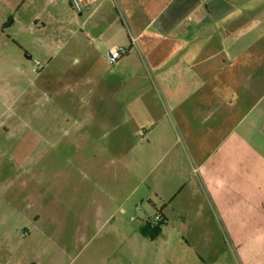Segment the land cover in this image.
<instances>
[{
    "label": "rangeland",
    "instance_id": "rangeland-1",
    "mask_svg": "<svg viewBox=\"0 0 264 264\" xmlns=\"http://www.w3.org/2000/svg\"><path fill=\"white\" fill-rule=\"evenodd\" d=\"M78 14L0 0V264H264V130L204 122L140 45L110 66Z\"/></svg>",
    "mask_w": 264,
    "mask_h": 264
},
{
    "label": "crops",
    "instance_id": "crops-1",
    "mask_svg": "<svg viewBox=\"0 0 264 264\" xmlns=\"http://www.w3.org/2000/svg\"><path fill=\"white\" fill-rule=\"evenodd\" d=\"M78 16L90 24L89 32H79L103 41L107 53L123 48L126 57L140 45L154 74L170 78L167 94L199 95L192 107L204 122L222 124L228 134L245 123L249 135L264 130V64L254 63L256 48L264 58V0H103ZM111 41H129V47H109ZM242 73L250 105L236 99ZM224 88L230 101L223 100ZM245 110L247 119L239 121Z\"/></svg>",
    "mask_w": 264,
    "mask_h": 264
},
{
    "label": "built area",
    "instance_id": "built-area-1",
    "mask_svg": "<svg viewBox=\"0 0 264 264\" xmlns=\"http://www.w3.org/2000/svg\"><path fill=\"white\" fill-rule=\"evenodd\" d=\"M101 1L103 0H69L73 10L78 13H83L88 8L97 5ZM126 54L127 50L123 48H112L106 54L107 62L110 66H117Z\"/></svg>",
    "mask_w": 264,
    "mask_h": 264
},
{
    "label": "water",
    "instance_id": "water-1",
    "mask_svg": "<svg viewBox=\"0 0 264 264\" xmlns=\"http://www.w3.org/2000/svg\"><path fill=\"white\" fill-rule=\"evenodd\" d=\"M25 57H26L27 59H29V60L31 59V57H30V56H28L27 54L25 55Z\"/></svg>",
    "mask_w": 264,
    "mask_h": 264
},
{
    "label": "trees",
    "instance_id": "trees-1",
    "mask_svg": "<svg viewBox=\"0 0 264 264\" xmlns=\"http://www.w3.org/2000/svg\"><path fill=\"white\" fill-rule=\"evenodd\" d=\"M157 228V227H156ZM159 235V232L157 233Z\"/></svg>",
    "mask_w": 264,
    "mask_h": 264
}]
</instances>
